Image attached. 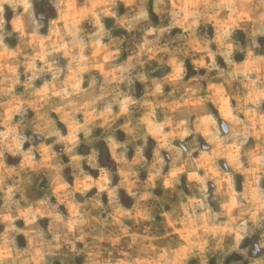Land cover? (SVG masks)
<instances>
[{
    "label": "rangeland",
    "instance_id": "obj_1",
    "mask_svg": "<svg viewBox=\"0 0 264 264\" xmlns=\"http://www.w3.org/2000/svg\"><path fill=\"white\" fill-rule=\"evenodd\" d=\"M140 6L0 0V264H264V0Z\"/></svg>",
    "mask_w": 264,
    "mask_h": 264
},
{
    "label": "clouds",
    "instance_id": "obj_2",
    "mask_svg": "<svg viewBox=\"0 0 264 264\" xmlns=\"http://www.w3.org/2000/svg\"><path fill=\"white\" fill-rule=\"evenodd\" d=\"M140 3H141V6L139 8V14L135 17V20L137 21H141V20H147V12L145 11L144 7H143V3H144V0H140ZM3 11V8L0 7V12ZM3 25L2 23H0V29H2ZM246 221L244 223H241L239 225V231L241 232V234H245L247 232V227H246ZM36 238L39 240V239H42V235L37 232V236ZM261 252V245L260 244H256L254 246V249H253V252H252V255L255 256L257 254H259Z\"/></svg>",
    "mask_w": 264,
    "mask_h": 264
},
{
    "label": "flooded vegetation",
    "instance_id": "obj_3",
    "mask_svg": "<svg viewBox=\"0 0 264 264\" xmlns=\"http://www.w3.org/2000/svg\"><path fill=\"white\" fill-rule=\"evenodd\" d=\"M47 11H50V6L45 5L41 8V17H46Z\"/></svg>",
    "mask_w": 264,
    "mask_h": 264
},
{
    "label": "water",
    "instance_id": "obj_4",
    "mask_svg": "<svg viewBox=\"0 0 264 264\" xmlns=\"http://www.w3.org/2000/svg\"><path fill=\"white\" fill-rule=\"evenodd\" d=\"M220 126L223 131H228V125L223 120L220 121Z\"/></svg>",
    "mask_w": 264,
    "mask_h": 264
},
{
    "label": "bare ground",
    "instance_id": "obj_5",
    "mask_svg": "<svg viewBox=\"0 0 264 264\" xmlns=\"http://www.w3.org/2000/svg\"><path fill=\"white\" fill-rule=\"evenodd\" d=\"M112 147H113V146H112ZM112 152H113V151H112ZM115 153L117 154V151H114V154H115ZM117 155H118V154H117ZM113 156H114V155H113ZM115 156H116V155H115ZM114 158H115V157H114Z\"/></svg>",
    "mask_w": 264,
    "mask_h": 264
}]
</instances>
